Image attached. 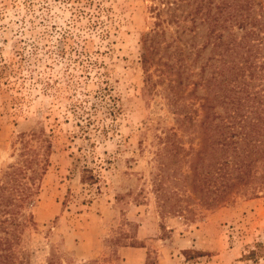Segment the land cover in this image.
<instances>
[{
    "label": "rangeland",
    "instance_id": "1",
    "mask_svg": "<svg viewBox=\"0 0 264 264\" xmlns=\"http://www.w3.org/2000/svg\"><path fill=\"white\" fill-rule=\"evenodd\" d=\"M164 4L0 0V182L35 158L18 174L32 194L18 199L15 237L0 224V236L13 238L16 264H264V186L235 188L214 207L183 187V154L203 143L209 79L225 78L227 39L244 31L219 27L211 37L201 19L198 57H187L191 78L174 71L150 87L145 36L164 30L156 58L171 54L176 69L175 51L183 59L194 33L183 3L175 20ZM255 13L264 14V0H255ZM248 29L258 33V52L256 76L246 68V80L257 89L264 26ZM223 106L216 101L213 110L224 113Z\"/></svg>",
    "mask_w": 264,
    "mask_h": 264
},
{
    "label": "trees",
    "instance_id": "2",
    "mask_svg": "<svg viewBox=\"0 0 264 264\" xmlns=\"http://www.w3.org/2000/svg\"><path fill=\"white\" fill-rule=\"evenodd\" d=\"M182 3L183 17L191 19L192 26L189 30L194 33L191 35L189 45L186 49L183 48V59H180L181 51H175L179 56L178 60L181 61L176 69L174 68L176 64L170 63L171 54L163 52L156 58L161 50L160 36L164 34V30H156L144 38L141 58L150 87L157 81H164L165 77L174 71L177 76L183 72V79L191 78L192 72H189L187 57L193 54L198 57L197 26L201 19L208 23L210 28L208 34L211 37L217 33L219 27L225 29L237 26L244 31L240 40L235 34L227 39L226 50L223 53L225 78L219 82L214 77L209 79L208 86L211 85L213 96L207 97L201 104L202 108L206 109L200 121L203 143L200 149L191 147L186 152L188 154H183V157L186 155L184 160L189 161L188 171L183 174L184 189L191 186L202 205L214 207L227 202L235 188L237 189L235 192H238L250 186L252 188L255 185L264 186V86L256 89L254 84L246 80V68L251 69L250 78L254 80L256 76L253 60L258 52L253 42L255 39L253 37L258 33L248 27H263L264 14L255 13V0H219V3L216 0H165L169 20L178 18L176 9L181 7ZM157 15H161L160 9ZM164 55H167V60L162 61ZM156 71L160 74L158 80H154L153 77ZM174 80L176 78L170 79L172 90ZM197 84L198 82H195L194 86ZM216 101L224 105V113L213 110ZM183 116V120L193 118L191 114ZM164 148L169 150L168 145ZM34 162L35 158L27 157L23 160L25 168L14 167L7 174V184L0 182V214L6 215L4 219H0V224L9 236L15 237L14 230L10 231V226L18 225L15 213L19 210L16 207L22 205L18 199L27 200L32 194L28 183L26 185L17 183L18 174L32 168ZM7 188L11 191L10 195H6ZM160 191L164 197L166 192L164 189ZM162 199L165 201L166 198ZM11 239L13 238L0 236V264H16Z\"/></svg>",
    "mask_w": 264,
    "mask_h": 264
}]
</instances>
